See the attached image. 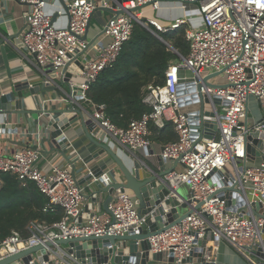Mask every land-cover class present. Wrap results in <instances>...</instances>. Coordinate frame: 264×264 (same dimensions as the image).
I'll use <instances>...</instances> for the list:
<instances>
[{"label": "built area", "instance_id": "1", "mask_svg": "<svg viewBox=\"0 0 264 264\" xmlns=\"http://www.w3.org/2000/svg\"><path fill=\"white\" fill-rule=\"evenodd\" d=\"M16 1L29 6L20 44L35 55L41 72L49 66L59 72L69 63L83 64L81 74L75 71L68 80L64 76L72 88L68 102L83 109L94 105L91 117L107 137L117 139L132 152H147L151 124L160 129L167 122L174 124L178 138L166 143L160 156L165 162L177 160L183 168L165 174L163 181L170 195L187 203L192 212L179 223L151 235L150 251L167 253V257L173 252L175 264H183L197 253L200 264H218L216 255L225 240L247 264H264V154L257 157L262 159L260 163L255 162L257 158L249 162L247 157L248 144L253 143L248 134L264 131V0H122L116 6L122 13L106 19L104 29L110 41L95 53L90 52V42L84 38L97 6L94 0H68L69 23L63 28L55 26L53 14L48 12L49 0ZM166 1L184 9L187 3H197L201 25L186 27L189 53L184 56L178 52L180 60L168 67L163 83L147 87L145 102L151 111L131 120L127 127H119L106 115L107 106L94 104L87 92L104 70L114 68L137 24L163 39L160 33L178 30L190 22L183 17L167 24L157 17L143 20L146 6L157 11ZM188 71L193 75L189 76ZM206 71L223 72V81L213 80L220 86L203 84L195 92L187 86L181 93V84L202 82V72ZM75 75L82 76L83 81L76 83ZM199 93L204 96L205 111L210 103L209 111L213 112L204 117L205 131L192 128L188 116L200 111V104L194 103V94L201 99ZM216 97L221 98L220 104ZM251 97L260 101L263 110L261 120L253 124L248 123L246 112ZM186 107L194 108L185 111ZM31 142L36 143L35 139ZM34 144L12 154L0 147V173L15 175L23 186L35 183L48 198L43 211L62 208L64 215L53 222L32 220L26 235L13 230L0 240V261L42 245L48 258L40 260L33 255L29 264H97L79 258L72 247L57 240L141 233L149 215L139 212L129 194L117 195L109 204L110 212L95 208L84 217L85 194L90 185L86 177L78 178L73 164L43 172L38 166L41 152ZM77 159L83 158L79 155ZM239 161H246V165L240 167ZM2 185L0 178V188ZM182 185L191 190L185 201L177 197ZM231 187L235 189L219 192Z\"/></svg>", "mask_w": 264, "mask_h": 264}, {"label": "water", "instance_id": "2", "mask_svg": "<svg viewBox=\"0 0 264 264\" xmlns=\"http://www.w3.org/2000/svg\"><path fill=\"white\" fill-rule=\"evenodd\" d=\"M60 1L67 10V3L65 0ZM120 2H122V0H120ZM115 8L116 6H113V9L109 8V10L116 14L122 13L121 10H114ZM57 16V14L53 16V22L56 21ZM23 31L6 35L5 38L0 39V50L8 70L10 67L8 66V50L6 45L13 40L16 44H20V35ZM87 35L88 30L84 37L85 39H87ZM168 45L174 52L178 53L173 46L170 44ZM82 70L83 64L80 61H76L75 63L66 65L60 72L65 73L66 80H68L73 72L78 71L77 73L81 74ZM60 72L53 69L52 66H49L44 74L59 78ZM222 74L223 72L211 73L205 76L202 82H192L188 85L181 84L179 88L181 93H183L182 90L187 86L191 87V92H195L196 90L200 91L203 84L211 87H218L220 85L213 82V80L215 77ZM43 79L44 81L37 87L38 89L43 91H56V85L48 82L46 77ZM22 86L24 85H18L19 88ZM27 87L30 86L28 85ZM30 90L32 92L35 91L33 88ZM19 95L23 97V92H19ZM199 96L201 99L198 98V94H194V103L200 104V111L188 113V116L192 128H200L201 131H205L204 128L206 124L204 123V117L212 115L213 112L209 110L205 111L204 96L201 93H199ZM11 97L15 98L14 92H12L11 96L5 95L0 98V115L5 114L7 116V122L0 123V129L4 128L6 131L9 129L17 133L18 129L15 124H12L13 115L18 113V111L15 110L16 108L21 110L23 106L22 99L15 103L9 102L8 100H10ZM215 100L218 104L221 103L220 97H216ZM70 104L71 105H66L56 110L55 113L60 114L62 117L51 119L45 127L50 133L49 137L54 143L55 149L58 151H66L71 147V143L68 137L63 134V130L69 127L73 122L80 120L84 133L97 146L95 151L91 152V154L83 159V164L85 165L83 170L84 175L86 181L90 183L85 194L88 203L84 208V217H88L91 210L95 208L99 211L105 210L110 212L109 204L117 195L121 194L131 195L135 199L139 212L141 214H148L149 216L140 234L131 233L124 236L73 237L57 240V243L72 247L71 251L79 258L83 260L89 258L97 264H175L173 252L169 257H167V253H153L150 251L151 245L148 240L151 235L179 223L192 212L191 210L184 214L179 212V207L181 205L183 207H188V204L185 202L181 203L178 198L170 195V190L163 181L164 175L175 170V166L170 169H164L163 165L165 166L166 162L160 155L157 156V163L161 166L158 170L153 169L150 165H144L139 159L133 160L132 163H127L109 146L107 143L108 137L93 121L90 108L87 107L83 109L74 103ZM249 110L250 108L248 105L246 108L247 116L249 115ZM222 117L225 116L222 115ZM10 125H12V127ZM206 132L208 133V131ZM28 138L30 141L35 139L33 134H28ZM248 139L253 143L248 144L247 157L248 161L253 163L255 159L261 155V152L264 154V131L251 132L248 134ZM34 147L36 148L37 146ZM178 163L179 162L176 160L175 165ZM238 163L240 167L246 165V161H239ZM96 178L97 180H95ZM225 189L234 190L235 188H222L219 192H223ZM190 196L191 190L188 191L187 196H183L177 191V197L184 201ZM200 205L201 204H199L198 208ZM202 243L204 244V242ZM48 245H52V243H48ZM33 255L38 256L40 260L48 258L44 246L39 245L1 260L0 264H29V261L33 259ZM199 256L198 253L194 254V257L185 260L183 264H188L191 261L195 264H200L199 258H196ZM196 260L197 262H195Z\"/></svg>", "mask_w": 264, "mask_h": 264}, {"label": "crops", "instance_id": "3", "mask_svg": "<svg viewBox=\"0 0 264 264\" xmlns=\"http://www.w3.org/2000/svg\"><path fill=\"white\" fill-rule=\"evenodd\" d=\"M67 1L68 0H65L66 3ZM94 1L97 5V9L90 20L87 35V40L90 42L91 53H95L100 45L110 41V37L106 35L104 29L106 19L113 14L109 8L113 9V6H118V4L121 3L120 0ZM49 2L48 12L53 14V16L56 14L58 15L54 22L55 26L60 28L67 27L69 23V13L65 9L63 3L60 0H49ZM181 8L182 7L176 2L166 1L162 4V8L157 10V15H159L165 23H169L175 18L183 17L181 16ZM28 9L29 6L27 4L16 0H0V39L5 38L6 35L16 34L25 30V14ZM114 10H116V8ZM183 18L188 19L186 16ZM193 19L194 18L188 19L190 22L186 24V27L189 25H201V20H199V18L196 20ZM21 36L22 34L20 37ZM6 46L8 50V66L10 69L8 70L0 50V98L5 95L11 96L12 92H14L15 98L11 97L8 101L15 103L22 99L23 106L21 110L25 112L17 108L15 109L18 113L13 115L12 124H15L18 129L17 133L9 129L7 131L4 128L0 129L1 149L6 154H12L25 146L34 144V142L32 143L28 138V134H33L36 141L33 146L39 147L38 149L41 152L38 166L43 172H51L53 166L66 167L73 164L74 173L81 179L85 176L83 171L85 168L83 159L91 154V152L95 151L97 146L84 133L80 120L73 122L69 127L63 130V134L68 137L71 143V147L66 151H58L55 149V145L49 137L50 133L45 127L51 119L62 117L60 114L55 113L56 110H59L63 106L71 105L70 102H68V95L71 94L72 88L71 85L64 80L66 74L59 71V78H55L53 75H45L39 70L35 55L27 50L26 47H23L21 44H16L14 40L9 42ZM45 77L48 82L57 86L56 91H43L37 88L42 84L44 81L43 78ZM73 79L76 83L83 81V77L79 75H75ZM18 85L24 86L19 88ZM28 85L30 87H27ZM31 88L35 91L32 92L30 90ZM19 92H23V97H20ZM193 108L194 107H186L184 110L187 111ZM90 111H92V113L94 112V105L90 107ZM6 120L7 116L5 114L0 115V123L7 122ZM249 120L250 118L248 115V123ZM258 121L257 119L255 123ZM10 126L12 127V125ZM158 130L159 128L155 124H151L149 136L150 149L147 152L143 149L132 152L128 147L123 146L113 137H108L107 143L127 163H132L133 159H139L144 165H149L147 159L155 157L157 161V156L160 155L163 146L171 141L168 137L160 136ZM79 155L83 159H76ZM130 156H133V159ZM261 161V158H257L255 162L260 163ZM174 166L175 170H181L183 168L180 163L175 165V161L171 160L167 161L165 166L163 165L164 169H170ZM157 167L156 170L161 166L158 165ZM87 203L88 201L86 199L84 207H86ZM216 258L218 264H247L244 256L225 240L221 242L220 250Z\"/></svg>", "mask_w": 264, "mask_h": 264}, {"label": "trees", "instance_id": "4", "mask_svg": "<svg viewBox=\"0 0 264 264\" xmlns=\"http://www.w3.org/2000/svg\"><path fill=\"white\" fill-rule=\"evenodd\" d=\"M160 35L163 39L137 24L114 68L104 70L87 92L94 104L107 106L106 115L119 127L125 128L131 120L151 111V106L145 102L147 87L163 83L168 67L179 61L178 53L168 44L184 56L189 53L186 26ZM158 133L171 141L178 138L171 122L159 128ZM0 178L3 180L0 188V240L13 230L26 235L32 220L53 222L63 217L62 208L49 213L43 211L48 198L35 183L23 186L15 175L5 172L0 173Z\"/></svg>", "mask_w": 264, "mask_h": 264}, {"label": "rangeland", "instance_id": "5", "mask_svg": "<svg viewBox=\"0 0 264 264\" xmlns=\"http://www.w3.org/2000/svg\"><path fill=\"white\" fill-rule=\"evenodd\" d=\"M144 18L143 20H146L148 17H157L159 20H161L164 24H167L165 23L160 17L159 15H157V11H153L150 9L149 6H146L144 8ZM181 16L183 17H187L188 19H191V18H194L193 20H196L199 18V20H201V16L199 14V7L197 5V3H187V8L186 10L181 8ZM197 17V18H195ZM192 20V22H193ZM139 26V25H138ZM148 29L149 31H151L153 33V31L149 28H146ZM180 60V58H179ZM189 76L193 75V72H190L188 71L187 72ZM202 74L204 76H206L207 74H209V72H202ZM224 77L223 76H217L215 77L214 80L216 81H223ZM206 108L207 109H212V106L210 103L206 104ZM219 111L221 114H223V109L221 108V106H219ZM261 116H263V110H262V107H261V104H260V101L257 100L256 98L254 97H251L250 98V112H249V124H253L255 123V121L260 120L261 119ZM108 139V138H107ZM129 157V156H128ZM132 159H133V156H130ZM134 160V159H133ZM147 161L149 162V165L152 166L153 169L156 170V168H158L157 166V161L155 159V157H150L147 159ZM211 182L213 183V181L211 180ZM179 193L183 196H187L188 194V191H189V187L187 185H182L180 188H179ZM189 211V208L188 207H183L182 205L179 207V212L181 214H184L186 212ZM66 247V246H65Z\"/></svg>", "mask_w": 264, "mask_h": 264}]
</instances>
